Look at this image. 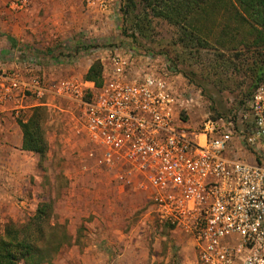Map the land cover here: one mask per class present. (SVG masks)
I'll use <instances>...</instances> for the list:
<instances>
[{
	"label": "built area",
	"instance_id": "obj_1",
	"mask_svg": "<svg viewBox=\"0 0 264 264\" xmlns=\"http://www.w3.org/2000/svg\"><path fill=\"white\" fill-rule=\"evenodd\" d=\"M11 57L14 68L0 64V104L15 117L27 98L71 102L82 169L144 193L160 223L193 241L199 264H264V78L237 112L190 124L181 116L200 109L199 93L148 49L111 48L100 87L50 78L37 59Z\"/></svg>",
	"mask_w": 264,
	"mask_h": 264
},
{
	"label": "rangeland",
	"instance_id": "obj_2",
	"mask_svg": "<svg viewBox=\"0 0 264 264\" xmlns=\"http://www.w3.org/2000/svg\"><path fill=\"white\" fill-rule=\"evenodd\" d=\"M21 1L24 4L20 5ZM120 2L113 0L109 7L107 3L105 8H99L87 0H0V57L10 63L15 52L18 61L23 56L37 59L50 78L82 79L94 61L105 63L111 48L165 51L178 59L180 82L199 93L200 109L189 116L182 115L183 121L195 124L206 113L230 114L240 109L245 95L254 88L248 67L257 56L264 59V47L251 46L252 38L245 27L235 34L233 44H227L226 38L217 40L224 36L221 24H217L221 20L218 14L210 29L211 46L189 52L176 43L174 29L163 22L155 25L148 40L136 33V40L123 35ZM95 8L104 12L103 18H94ZM58 27L66 31L65 38L51 34ZM226 37H231L230 32ZM214 39L224 41L225 46L215 45ZM67 53L71 56L66 57ZM48 104L43 122L46 155L40 160L38 155L16 147L18 155L11 165L16 169L17 163L21 177H11L12 189L0 191V235L7 223H25L39 203L46 202L50 205V225L56 228L57 235L64 226L70 237V243L61 247L51 264H199L193 247L177 239L180 231L174 234L177 230L160 223L149 211L144 193L86 185L104 178L91 166L87 170L80 168L86 148L73 133L78 110L61 99L49 98ZM35 106L38 105L33 99L27 98L18 117L10 110L8 114L17 123L26 119ZM76 168L80 170L74 177L71 169ZM76 179L85 187L76 184ZM1 181L2 178L0 184ZM122 235H131L138 242L135 249L119 255L115 237L116 243L122 244ZM167 243H171L169 251L164 249Z\"/></svg>",
	"mask_w": 264,
	"mask_h": 264
},
{
	"label": "trees",
	"instance_id": "obj_3",
	"mask_svg": "<svg viewBox=\"0 0 264 264\" xmlns=\"http://www.w3.org/2000/svg\"><path fill=\"white\" fill-rule=\"evenodd\" d=\"M119 11L123 18V35L133 40L137 38L135 33L148 40L155 25L165 23L174 29L176 43L184 51L203 50L211 46L210 29L217 22L216 16L220 15L221 20L217 24H221L224 36L217 40L226 38L227 44H233L235 34L245 27L252 38L251 46L255 49L264 47V0H121ZM228 32L231 37H226ZM217 40L214 39L215 45L225 46L224 41L221 43ZM153 53L168 61L176 73L181 72L177 58L165 51ZM65 56L71 55L67 53ZM259 56L248 67L253 76L254 88L245 95L240 108L251 98L254 89L264 78V59ZM102 73L103 66L96 60L84 74L83 80L100 87ZM46 110L45 106H35L26 119L17 120L22 133L21 150L38 155L40 160L45 157L48 148L43 130ZM228 114L210 113L213 119ZM49 208L48 203H39L35 214L25 223L9 222L4 226L3 234L0 235V264H51L61 247L70 243L64 226H60L57 235L56 228L50 225Z\"/></svg>",
	"mask_w": 264,
	"mask_h": 264
},
{
	"label": "crops",
	"instance_id": "obj_4",
	"mask_svg": "<svg viewBox=\"0 0 264 264\" xmlns=\"http://www.w3.org/2000/svg\"><path fill=\"white\" fill-rule=\"evenodd\" d=\"M108 1V7L111 5V2L113 0H107ZM94 11V18L95 19H100L104 17V12L98 11L95 9H92ZM116 15V13H115ZM51 34H54L55 36H60L61 38H65L66 37V31L62 29L55 28V30L51 31ZM0 64L2 67H4V69L10 70L12 68H14L15 63H9L6 62V60L2 59V56L0 57ZM89 68V66H88ZM87 68V69H88ZM10 106L8 105H2L0 104V177L2 178L1 184H0V191L3 190H11L12 188L9 187V185H11L10 183L12 182V180L10 179L11 177H16L17 180H19V178L21 177V175L19 173H17L18 169H17V163H16V169L12 168L11 165V161L14 159V157H16V155H18V152L16 151L18 148H20L21 150V141H22V133H21V129L18 126V124L16 122H13L10 118V115L8 114L9 110H10ZM17 147V149H16ZM15 151V152H14ZM80 168L82 169V166L80 164ZM80 168H76V169H71L72 172H74V177H77L78 175V169L80 170ZM100 173H102V176L104 179H95L93 181H91L90 183H86V185H91V186H98L100 189H104V190H108L107 187L109 186H113L115 187V190H121V191H131L129 189H122L118 186L115 185V182H111V178L109 175L103 173L100 171ZM0 178V180H1ZM78 182L76 184H81L83 187L84 183H81V180L79 181L78 179H76ZM102 181V183H98ZM18 182V181H17ZM80 182V183H79ZM97 182V183H96ZM18 184V183H17ZM112 187V188H113ZM97 223H99V221H97ZM173 230H177L174 231V234H176L178 231V229H173ZM98 234H100L99 232L96 233L95 236L98 237ZM182 234V235H181ZM143 236V235H142ZM118 238V237H117ZM122 240L123 243L120 244V242L116 243V237H115V251L118 252V254L121 252H127L130 249L133 250L137 247L136 243L138 242V240L134 241V239L130 236H125L122 235ZM128 238V239H127ZM141 239L144 241L145 237H141ZM181 241H186L185 243H188L189 246L194 249V243L193 241L187 237L185 234L181 233L178 234V238ZM155 248L158 247V245H154ZM171 247V243H167V245H164V249L169 251ZM120 255V254H119ZM239 264V263H236Z\"/></svg>",
	"mask_w": 264,
	"mask_h": 264
}]
</instances>
